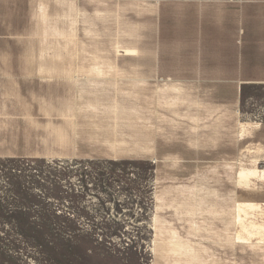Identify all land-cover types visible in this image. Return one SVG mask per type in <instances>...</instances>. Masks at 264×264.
Listing matches in <instances>:
<instances>
[{
	"label": "rangeland",
	"instance_id": "1",
	"mask_svg": "<svg viewBox=\"0 0 264 264\" xmlns=\"http://www.w3.org/2000/svg\"><path fill=\"white\" fill-rule=\"evenodd\" d=\"M139 80L148 86L123 84L115 103L107 93L106 115L68 121L58 140L43 134L46 160L0 159V264H151L154 229H233L239 244L264 243V167L236 163L227 79L217 94L209 79ZM239 196L248 230L261 226L253 236L237 222ZM237 253L235 264H264V245Z\"/></svg>",
	"mask_w": 264,
	"mask_h": 264
},
{
	"label": "crops",
	"instance_id": "2",
	"mask_svg": "<svg viewBox=\"0 0 264 264\" xmlns=\"http://www.w3.org/2000/svg\"><path fill=\"white\" fill-rule=\"evenodd\" d=\"M153 78L209 79L214 94L227 79L236 163L264 167V0H0V159L46 160L43 134L58 140L68 121L106 115L107 93ZM182 232L152 231L151 264H235L264 245Z\"/></svg>",
	"mask_w": 264,
	"mask_h": 264
},
{
	"label": "bare ground",
	"instance_id": "3",
	"mask_svg": "<svg viewBox=\"0 0 264 264\" xmlns=\"http://www.w3.org/2000/svg\"><path fill=\"white\" fill-rule=\"evenodd\" d=\"M241 171H246V169H242ZM255 171V170H254ZM252 181L253 180H250V178L248 177V176H245L244 178H239L238 179V182L241 184V185H243V186H245L246 188H248L249 189V191L248 192H250V191H252V192H254L255 190L254 189H252V188H250L249 187V184L250 183H252ZM254 182V181H253ZM257 189V188H256ZM244 192V191H243ZM256 194V193H255ZM253 202H254V200H253ZM237 204H239V207H238V210H236L237 211V222H238V224L240 225V227H241V231L243 232V233H245V234H248L249 236H253V232L255 231H257V230H259V228H261V226L260 225H257V224H255V223H251L250 222V230H248V228H247V226L243 223V218H242V215L243 214H245L246 215V212H245V208L244 207H251V203H249V202H247V201H245L244 200V198H242V197H238V202H237ZM254 205V204H253ZM256 205V204H255ZM257 208V207H256ZM250 211V210H249ZM252 211H254V210H252ZM249 213H251V212H248V214ZM247 214V215H248ZM246 215V216H247Z\"/></svg>",
	"mask_w": 264,
	"mask_h": 264
}]
</instances>
